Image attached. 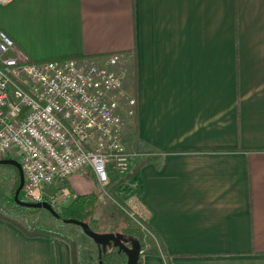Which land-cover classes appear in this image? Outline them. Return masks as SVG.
I'll use <instances>...</instances> for the list:
<instances>
[{
	"label": "crops",
	"instance_id": "obj_1",
	"mask_svg": "<svg viewBox=\"0 0 264 264\" xmlns=\"http://www.w3.org/2000/svg\"><path fill=\"white\" fill-rule=\"evenodd\" d=\"M0 29L30 60L130 59L133 172L118 197L169 256L141 264H264V0H8ZM94 182L58 184L71 194ZM0 264H71L70 249L0 216Z\"/></svg>",
	"mask_w": 264,
	"mask_h": 264
},
{
	"label": "built area",
	"instance_id": "obj_2",
	"mask_svg": "<svg viewBox=\"0 0 264 264\" xmlns=\"http://www.w3.org/2000/svg\"><path fill=\"white\" fill-rule=\"evenodd\" d=\"M13 44L0 29V158L19 153L22 199L56 204L69 188L50 193L49 184L74 173L100 188L124 176L131 152L122 117L133 114L135 98L123 86L118 54L30 60Z\"/></svg>",
	"mask_w": 264,
	"mask_h": 264
},
{
	"label": "rangeland",
	"instance_id": "obj_3",
	"mask_svg": "<svg viewBox=\"0 0 264 264\" xmlns=\"http://www.w3.org/2000/svg\"><path fill=\"white\" fill-rule=\"evenodd\" d=\"M120 63L122 64V69L124 70L125 68L128 69L130 67L126 66V63L130 64V59L128 58H121ZM125 72V74H129L127 70ZM127 84L130 85V83L128 82ZM126 91V93H128V90ZM124 115L125 114H123L122 117L124 119V123L121 131L123 143H125V141L123 140L124 134H126L127 132V128L125 125L126 117L124 118ZM127 136L130 135L126 134L125 138ZM10 155L16 159L20 158L17 151L12 152ZM12 177L13 173L10 166L0 165V211L15 219L25 228H28L30 225L39 223L60 228L69 237L75 240L77 246V264H98L97 245L91 237L83 233L81 227L78 224L65 222L63 219L56 217L43 207H31L22 205L19 206L13 205L11 202L7 201V197H5L4 194L7 193L10 187ZM58 183L59 180L52 181V183L49 184L51 186L47 190L50 193H54V191L60 186V184ZM108 183L105 184L103 188H100V186L96 182H94L93 184V190L97 191L98 196L97 206L93 210V217L95 218V221L92 224L96 228V231H117L121 228V226L128 224L131 213L135 212L129 206L130 200L126 201L122 199H116L118 195H125L123 193V189L117 188L115 190L117 196L115 197L112 193V190L108 187ZM70 196L71 195L68 194L67 196H65V198L57 201V205L62 202H66ZM123 206H126L127 210H125Z\"/></svg>",
	"mask_w": 264,
	"mask_h": 264
},
{
	"label": "trees",
	"instance_id": "obj_4",
	"mask_svg": "<svg viewBox=\"0 0 264 264\" xmlns=\"http://www.w3.org/2000/svg\"><path fill=\"white\" fill-rule=\"evenodd\" d=\"M148 157L145 156L141 161L136 163V167L140 164L146 162ZM10 166L13 177L10 187L5 197H7V201L11 202L13 205H19L14 201L13 193L18 184V169L16 166L12 164H0ZM133 172V171H132ZM132 172L125 174L124 176L118 178L117 180H111L108 183V187L112 190V193L116 197L115 190L117 188H122L124 190H128L126 188V180L131 176ZM66 184V183H65ZM70 194V193H69ZM71 196L66 202H62L57 205L53 204L54 209L56 210L58 216L61 219L65 217H74L86 221L90 227L94 230L96 228L92 225L95 221L93 217V210L97 206L98 196L97 191L92 190L89 193H71ZM19 197L22 198L21 190L19 193ZM117 200L120 198L117 196ZM50 202V200L47 199ZM21 206V205H19ZM24 206V205H22ZM125 210L127 207L123 206ZM0 216L8 221H10L13 225L19 227L24 233L27 235H43V236H57L61 239L65 240L70 249V258L71 264H77V246L75 240L69 237L64 231L55 226H50L46 224H34L30 225L28 228H25L19 222H17L12 217H9L7 214L0 211ZM126 238V243L129 244L130 238H136L140 243V253L138 257L137 264H141L142 258L144 254L151 253H161L166 259H168V253L163 248V241L159 237V234L148 224L146 218L142 217L136 212L131 213V217L128 221V224L121 226L119 230ZM159 248V249H158ZM97 258L98 264H125L126 255L122 250H118L116 246L106 247L105 250L98 249L97 247Z\"/></svg>",
	"mask_w": 264,
	"mask_h": 264
},
{
	"label": "water",
	"instance_id": "obj_5",
	"mask_svg": "<svg viewBox=\"0 0 264 264\" xmlns=\"http://www.w3.org/2000/svg\"><path fill=\"white\" fill-rule=\"evenodd\" d=\"M0 164H12L18 169V185L14 190V201L19 205L31 207H43L55 216H58L53 205L47 200L26 201L19 197V192L23 184V170L20 162L13 157L0 158ZM65 222H72L78 224L83 233L91 237L96 243L98 249L105 250L106 247L116 246L118 250H122L126 255L125 264H137L140 253V243L136 238H130L129 244L126 243L127 238L119 231H96L90 225L81 219L74 217L63 218Z\"/></svg>",
	"mask_w": 264,
	"mask_h": 264
}]
</instances>
